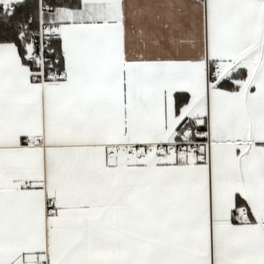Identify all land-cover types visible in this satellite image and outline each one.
Wrapping results in <instances>:
<instances>
[{"label":"snow or ice","instance_id":"obj_1","mask_svg":"<svg viewBox=\"0 0 264 264\" xmlns=\"http://www.w3.org/2000/svg\"><path fill=\"white\" fill-rule=\"evenodd\" d=\"M0 264H264V0H0Z\"/></svg>","mask_w":264,"mask_h":264}]
</instances>
